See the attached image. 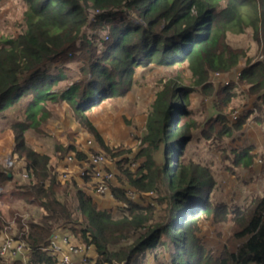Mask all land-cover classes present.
I'll use <instances>...</instances> for the list:
<instances>
[{"label":"trees","instance_id":"16d2710c","mask_svg":"<svg viewBox=\"0 0 264 264\" xmlns=\"http://www.w3.org/2000/svg\"><path fill=\"white\" fill-rule=\"evenodd\" d=\"M22 1L24 26L15 37L0 36V131L11 130L14 137L12 163L0 171V184L15 182L0 192V208L6 206L12 215L32 212L25 224L22 216L14 222L15 233L6 231L31 248L26 264H60L40 250L60 231L86 253L93 252L87 264H143L145 253L158 246L168 249L169 264H264V191L231 211L225 205L217 210L210 203L213 177L207 168L186 160L182 148L175 152L183 139L193 141L198 153L205 145L221 146L225 159L237 167L248 169L258 158L250 145L239 148L228 142L239 138L236 133H243L249 118L264 129V0ZM248 29L256 44L252 56L227 43L229 33ZM242 59L246 63L238 82L224 81L223 73ZM65 63H74L76 79L62 87V81L70 80ZM182 63L192 81L186 86L176 72ZM152 65L175 72L164 76L155 93L136 138L140 164L131 171L132 161L122 157V147L104 141L90 117L103 103L122 105L119 100L135 85V69ZM235 84L248 86L241 93L254 100L233 121L226 108L237 94ZM192 93L212 103L201 100L188 109ZM61 103L96 146L81 148L68 134L65 141L55 138L51 154L28 144V130L50 138L62 134H52L47 126L55 116L52 106ZM184 107L186 112L179 113L183 121L174 125L175 113ZM130 152L135 154L133 148L125 151ZM93 155L103 156L104 171L112 174L109 180L102 177L106 189L101 194L90 175ZM59 189L62 194L56 193ZM133 190L152 197L144 203L131 200L128 192ZM106 195L112 208L98 204ZM229 212L231 235L220 254L212 256L186 229L200 217L225 221ZM4 222L0 213V232ZM0 264L23 263L0 257Z\"/></svg>","mask_w":264,"mask_h":264},{"label":"rangeland","instance_id":"374dc122","mask_svg":"<svg viewBox=\"0 0 264 264\" xmlns=\"http://www.w3.org/2000/svg\"><path fill=\"white\" fill-rule=\"evenodd\" d=\"M24 10L25 4L22 0H0V36L5 37L6 35H10L12 37H15L20 32L21 26H24ZM227 43L231 48L248 51L246 56H252L255 53L254 51L256 49V44L252 39L251 31L249 29L241 34L229 33L227 37ZM245 63L246 60L242 59L239 61V66L237 68L231 70L230 72L223 73V76L225 77V79L223 80L228 81L229 79H232L233 81H235V83H237V75L240 73L241 67H243ZM178 65L179 66L176 70V72H179L180 74L178 82L185 86L189 85L192 81L190 80L189 71H187V69L185 68V63ZM64 66L69 70L68 77L70 78V80L66 82L62 81L60 83V86L62 87L70 84V81H73V79H76V68L74 66V63H65ZM174 72L175 71L173 70V68L167 69L161 66L154 65L147 68H136L134 75L135 85H133L130 92H128V96L126 99L119 100L120 102L122 101V104H128L130 108L129 116L126 113L121 115V120L128 128V135L127 137H124L123 140H121V138H118L119 142H115L112 145L122 147L121 150L122 152H124L121 153V155L123 154L122 157H125L126 155L132 161L133 168L131 171H136L135 167L139 166L140 164V160H135L136 154L140 151V149L138 148L139 141L136 138L139 137V135L141 134L140 131L143 130L145 126L147 112L155 97V93L160 89L161 84L165 82L164 76H170ZM216 85L217 87H219V84L216 83ZM234 87L235 88H233V93L237 94L231 99L226 108L229 117L233 121H235L234 116H237L238 113L241 114L245 112V110L251 109V103L254 100V98H245L241 93L243 90L248 89V86H240L235 84ZM129 100H131L130 103ZM201 100L202 102H205L206 105H210L212 103L211 98H202V96H200L198 93H192L190 94L191 104L188 106V109H195ZM107 106L108 105L105 106L104 104V107ZM184 108L185 110H182V108H180L175 113L174 125H177L183 121L184 117L180 116L179 113L181 111L186 112V107ZM11 115H13V112H11ZM186 119H188L187 115ZM251 120L252 118H249L250 122L248 121V124L243 127V133L241 135L236 133V136L239 137L237 140H235L234 142H228L230 146L234 147V145H237L239 148L247 147L250 145L252 152L258 158L253 161V164L248 169L242 166H234L232 163H230V161L225 159L227 158L225 157V153L222 152V154L220 152L221 146L210 147V145H205L202 148V153H198L195 150L193 141L186 142L185 140L183 141V139L178 140V145H180V147L178 146L175 152H180L179 149L182 148V156H184L186 160H193L196 161V163L198 162L199 166L207 168L208 175L210 177H213V183L211 185V193L213 194V199L210 203L212 207L217 210V206L225 205L227 207V210L231 211L237 206L244 205L252 198L260 195L264 191V162H262L264 160V129L262 128V130L258 125L254 123V121L252 122ZM194 133L195 132H193V134ZM108 136L111 137L112 140L114 138H116L117 140V135H115L113 132H111ZM90 140H88L87 142L92 141ZM106 142L113 143L110 140H107ZM219 143L221 145V141ZM224 147V144H222L223 150L226 151ZM132 148L133 150H135L134 155L132 152L125 153V151H128ZM12 149L8 148L4 144L0 147V171L8 169L9 164H11L12 160L10 158V154L13 151ZM229 159L231 160L232 158L229 157ZM177 163L178 162H175V164ZM61 190L62 189L56 190V193L62 194ZM128 195L131 200L139 199V201L143 203L146 202L150 197H152L151 193H138L135 190H133V192L129 191ZM6 209V206L0 208V213L1 215H3V219L5 220V222L3 223V232H0V234H4L6 231L15 233L16 225L14 222L18 218H20V216L23 217L28 215L29 213L32 214L30 210L29 212L27 211L28 213L17 211V213L12 215ZM157 209H159V207H157ZM161 215H163V212L161 213ZM26 219L27 216L23 220L28 221ZM230 219V212L227 215L225 221L215 220L213 215H211L210 217H200L195 220L193 219L188 224L186 231L194 235V237L198 239L199 242L203 245L205 250L208 251L212 256H218L223 250L228 237L231 235L232 224ZM161 238H163V236H161ZM170 257V253L165 246H158L154 251H147L145 253L143 264H169ZM27 259L28 255L24 258L23 263H27Z\"/></svg>","mask_w":264,"mask_h":264},{"label":"crops","instance_id":"0c3cea01","mask_svg":"<svg viewBox=\"0 0 264 264\" xmlns=\"http://www.w3.org/2000/svg\"><path fill=\"white\" fill-rule=\"evenodd\" d=\"M130 102L131 100H129V103ZM106 105L108 106L104 107V104H102L100 106L101 110H99V112H96L95 114H92V116L90 117V121L92 125L96 128V130L98 131L102 139L104 141L110 140L113 143L109 142V144L112 145L115 142L116 143L119 142L118 138H121V140H123L124 137H127L128 135V128L125 126L124 122L121 120L122 119L121 115L126 113L129 116L130 108L128 104L121 105V104H116L113 102L107 103L105 104V106ZM52 108L55 112V116L54 118H51L47 122V126L48 128H50L49 132L54 134L55 130H61L62 134L58 137L55 136L54 138H50V137H42L36 134L35 132L28 130V132H26V141L28 142V144H30L33 150L39 153L51 154L53 151L55 138L61 141H65V137L67 134L72 135L75 139V142L79 144L81 148H84V149L85 147L93 148L94 146H96V142L95 140H93L94 138H92V136H90L75 121V119L72 117L70 108L65 103L54 105L52 106ZM111 132L117 135V140L116 138L112 140L111 137L108 136ZM90 138L92 141L90 140ZM88 140H90L91 142H87ZM3 144L10 149L14 148V137H13L11 130L6 129V130L0 131V147ZM11 154H10V158H11ZM52 161L55 163L54 158L52 159ZM10 165L11 164H9V166ZM57 168H59V170H62V165L61 164L57 165ZM17 178H18V181H22V180L25 181L24 179H20V177H17ZM14 183L15 182H12V183L6 182L5 186L4 184H0V190L1 191L4 190L6 192L8 189H11V186H13ZM98 204L102 207H111V208L114 205L112 200L109 199L107 195L103 197H99ZM56 234L62 235L64 234V232L61 233L60 231V232H57ZM87 253H88L87 255H89L90 257H94V254L91 250H88ZM21 261L23 263V260ZM23 264H26V263L24 262ZM75 264H78V261H75Z\"/></svg>","mask_w":264,"mask_h":264},{"label":"built area","instance_id":"2783aa9c","mask_svg":"<svg viewBox=\"0 0 264 264\" xmlns=\"http://www.w3.org/2000/svg\"><path fill=\"white\" fill-rule=\"evenodd\" d=\"M236 116H234L235 118ZM104 157L101 155H93L90 158V166L93 167V170L90 172L91 177L96 182H99L96 192L101 194L104 193L106 187L102 183L101 179L104 176L105 180L111 178V173H106L104 171L105 167L103 166ZM100 165V166H95ZM87 175L88 173L81 172V175ZM24 218L26 216H23ZM25 220H23V223ZM24 225V224H23ZM10 233L0 234V257L9 261L10 259H21L24 258L32 251L24 242L16 240L12 237ZM40 250L56 256L60 264H75V261H78V264H87L88 255H86V250L84 248H79L72 242V238L68 233L62 235L54 233L48 244L41 247ZM77 257V259H76Z\"/></svg>","mask_w":264,"mask_h":264}]
</instances>
